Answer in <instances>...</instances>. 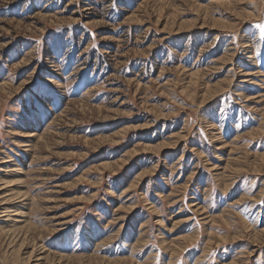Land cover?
<instances>
[{"label": "rangeland", "instance_id": "obj_1", "mask_svg": "<svg viewBox=\"0 0 264 264\" xmlns=\"http://www.w3.org/2000/svg\"><path fill=\"white\" fill-rule=\"evenodd\" d=\"M0 264H264V0H0Z\"/></svg>", "mask_w": 264, "mask_h": 264}]
</instances>
